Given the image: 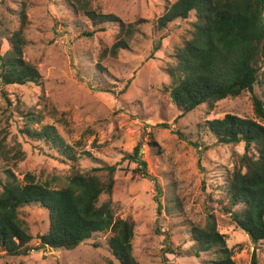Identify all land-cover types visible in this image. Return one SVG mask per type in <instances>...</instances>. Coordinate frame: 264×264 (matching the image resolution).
I'll list each match as a JSON object with an SVG mask.
<instances>
[{"label": "rangeland", "instance_id": "obj_1", "mask_svg": "<svg viewBox=\"0 0 264 264\" xmlns=\"http://www.w3.org/2000/svg\"><path fill=\"white\" fill-rule=\"evenodd\" d=\"M176 1L89 0L97 13L115 14L125 23L146 21L142 34L129 50L101 62L97 52L102 44L112 45L115 27L105 25L104 31L84 36V32L94 28L83 15H79L78 22L64 25L68 18L63 5L66 0H0V56L9 50L6 36L19 27L21 10L26 9L28 44L24 58L37 66L43 76L41 84L0 83V154L5 156L9 151L12 157L15 150L24 154V158L14 160L0 156V179L4 180L5 171L11 169L19 180L31 173L38 181L60 188L68 184L73 165L81 171L116 166L111 199L120 217L136 222L134 255L141 264H206L212 260L210 253H202L199 258L194 255L188 226L205 224L208 196L214 200L222 198L228 173L245 149L243 144L217 146L214 137L207 131L198 133V127L227 114L258 120L252 98L262 97L263 92V86H255L252 93L218 102L213 111L202 106L180 117L166 90L170 79L165 68L183 45L191 27L189 22L194 18L177 21L163 32L154 31L157 20ZM28 109L41 118L34 128L55 127L68 145L83 154L78 162L62 161L49 145L22 133ZM158 124H168L169 128L153 130ZM145 131H153L161 154L149 147ZM178 131L200 147L182 140ZM140 142L149 173L158 179L163 191L165 210L160 215L153 183L135 175L134 166L124 161L125 155ZM205 147L208 149L201 155L199 150ZM1 189L0 185V192ZM106 199L107 196L102 197ZM168 199L182 202L180 205L175 201L171 208L165 206ZM211 207L233 259L250 264L255 252L259 264H264V241L254 243L218 203ZM22 215L35 236L48 231L49 213L45 208L27 207ZM166 233L171 238L169 243ZM97 243L101 247H94ZM38 246L37 240L31 243V248ZM178 250L182 254L177 255ZM110 260L115 261L106 235L94 236L74 248H41L21 257L0 252V264H109Z\"/></svg>", "mask_w": 264, "mask_h": 264}, {"label": "trees", "instance_id": "obj_2", "mask_svg": "<svg viewBox=\"0 0 264 264\" xmlns=\"http://www.w3.org/2000/svg\"><path fill=\"white\" fill-rule=\"evenodd\" d=\"M63 5L68 14L64 25L78 22L79 15H83L94 28L92 32H84V36L104 31L105 25L116 28L112 45L102 44L97 52V60L101 62L110 57L117 58L122 51L129 50L146 23L145 20L125 23L115 14L97 13L91 9L89 0H66ZM20 14L19 27L6 36L10 48L0 56V83L3 86L41 84L43 80L38 67L24 58L28 44L26 9H22ZM191 17L194 20L189 22L188 36L165 68L170 79L166 90L170 92L180 117L202 106L213 111L218 102L239 97L244 92L252 93L255 86H263L262 97L253 95L252 98L258 120L227 114L223 119L207 120L198 127V133L209 132L217 146L243 144L245 151L237 156L233 170L228 173L222 198L214 200L208 196L205 224L188 226L194 255L199 258L202 253H210L212 260L206 264H240L233 259L225 235L218 231L217 217L211 204L218 203L232 223L254 243L264 241V47L261 49L264 0H177L157 20L154 31L163 32L171 24ZM98 67L103 69L101 64ZM24 118L22 133L49 145L59 153L62 161L78 162L83 156L64 141L55 127L34 128L41 121L34 110L28 109ZM155 128L168 129L169 125L158 124L153 130ZM177 134L195 148L200 147L199 143L181 132ZM144 136L148 138L149 147L161 154L162 149L153 131H145ZM142 149L143 143L140 142L132 153L125 155L124 161L134 166L135 175L153 183L160 215L165 210L161 200L163 191L158 179L149 173ZM205 149L208 148L199 150L201 155ZM15 151L12 157L9 151L0 156L8 160L24 158L21 150ZM116 173V166L104 165L81 171L73 165L67 177L68 184L55 188L51 183L38 181L31 173L19 180L11 169L6 170L5 179H0V252L21 257L41 248H74L94 236L106 235V244L115 260H110L109 264H141L134 255L136 222L120 217L111 199ZM103 196L107 199L102 200ZM175 201L181 205L182 201L178 199H168L165 206L173 208ZM34 205L45 208L49 213L48 231L36 236L22 215L25 208ZM165 235L169 243L170 235ZM35 240L39 246L31 248ZM94 247H101V244ZM180 254L182 251L178 250L177 255ZM250 264H259L255 252Z\"/></svg>", "mask_w": 264, "mask_h": 264}, {"label": "water", "instance_id": "obj_3", "mask_svg": "<svg viewBox=\"0 0 264 264\" xmlns=\"http://www.w3.org/2000/svg\"><path fill=\"white\" fill-rule=\"evenodd\" d=\"M264 47V41L262 42V44H261V49Z\"/></svg>", "mask_w": 264, "mask_h": 264}]
</instances>
